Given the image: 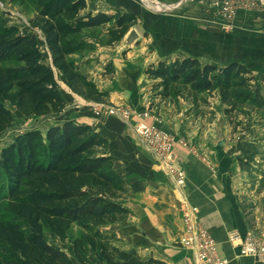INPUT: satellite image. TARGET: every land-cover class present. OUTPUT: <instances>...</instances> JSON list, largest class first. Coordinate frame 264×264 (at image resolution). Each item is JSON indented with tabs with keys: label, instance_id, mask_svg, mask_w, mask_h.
I'll use <instances>...</instances> for the list:
<instances>
[{
	"label": "trees",
	"instance_id": "trees-1",
	"mask_svg": "<svg viewBox=\"0 0 264 264\" xmlns=\"http://www.w3.org/2000/svg\"><path fill=\"white\" fill-rule=\"evenodd\" d=\"M35 1L25 32L0 17V136L13 124L5 102L43 117L64 110L55 71L73 93L106 103L108 92L80 73L70 58L92 47L79 38L85 31L109 25L104 34L114 44L137 21L130 12H85L86 0ZM38 33L50 65L42 61ZM144 72L155 81L152 88L162 100L181 98L199 106L207 103L202 95L215 92L232 132L245 108H264V89L254 84L252 70L242 63L217 66L195 57L159 59ZM100 75L112 79V62ZM125 195L108 141L90 125L63 121L44 133L31 128L15 135L0 151V264H95L90 253L98 256L117 240L104 228L130 214L120 202ZM73 227L80 231L76 236ZM45 230L67 242L72 257L50 244Z\"/></svg>",
	"mask_w": 264,
	"mask_h": 264
},
{
	"label": "crops",
	"instance_id": "crops-1",
	"mask_svg": "<svg viewBox=\"0 0 264 264\" xmlns=\"http://www.w3.org/2000/svg\"><path fill=\"white\" fill-rule=\"evenodd\" d=\"M86 1L85 12L109 13L111 7L117 6L111 0ZM125 1L122 6L132 10L129 3L134 4V0ZM181 11L186 13L179 17L165 14L148 18L143 29L149 31L150 37L135 27L142 40L128 52L84 38L93 46L80 58L76 55L77 60L73 58L78 71L109 96L106 103H96L69 92L63 96L64 121L88 124L107 139L114 170L125 182L126 195L120 202L130 212L104 228L117 240L98 256L90 253L95 264H195L192 253L179 244L182 197L198 208L200 223L217 240L219 255L227 264H264L256 258L240 256L226 241L232 230L244 233L254 229L264 236V187L260 186L264 155L259 146L245 140L238 143L237 132H231L215 92L211 94L214 102L199 106L181 98L177 102L162 100L152 88L155 81L144 72L147 65L169 58L175 51L168 62L185 57L201 59L197 51L201 10L183 6ZM208 29L203 43L212 56L214 29ZM152 38L161 43L154 44ZM44 52L49 57L45 43ZM49 62L50 65V57ZM109 62L114 66V75L112 79L102 78L100 74ZM255 85L261 89L264 76H257ZM116 106L130 110V119L124 121L112 113L111 108ZM137 113H147L144 121L174 136V164L186 178L181 194L165 167L137 143L133 134L140 121ZM250 204L252 210L248 209Z\"/></svg>",
	"mask_w": 264,
	"mask_h": 264
},
{
	"label": "rangeland",
	"instance_id": "rangeland-1",
	"mask_svg": "<svg viewBox=\"0 0 264 264\" xmlns=\"http://www.w3.org/2000/svg\"><path fill=\"white\" fill-rule=\"evenodd\" d=\"M111 1H114V5L117 4V6L111 7L109 13L113 11L133 13L137 18L134 26L137 27L141 31L140 33L145 37L151 36L148 30L143 29V24L148 21V18L151 19L158 15L164 16L165 14L179 17L181 14L184 15V13H186L181 11L183 6L198 7L201 10L199 14L200 40L197 45V51L201 57L200 61L203 63H213L217 66H223L232 61L245 64L252 70L255 76V84L257 76H264V0H243L242 3L237 5L235 14L230 18H226L221 14L219 2L223 0H134V4L129 3L132 6V10L130 11L128 10L129 8L122 6V0ZM150 2H157L159 8H156L155 5L153 6ZM35 7V0H0V17L7 20L9 24L19 27L22 32H25L26 28L29 26L28 21L35 14ZM107 26L109 25H105L104 29L85 31L79 38L92 39L98 44L114 46L120 49V42L114 44H109L107 42V38L104 34ZM208 28L214 29V36L208 33L209 36H213L214 41V54L212 56L206 51V44L203 43V40L207 38V32L210 30ZM167 31L171 33L172 30L167 28ZM38 40L41 46L40 50L43 54L42 61L48 64L50 63L49 57L47 53L44 52V43L39 33ZM141 40L142 38H140L138 42ZM152 41H154V44H156L157 41L158 45L161 43L158 40H154V38H152ZM89 44L91 43L89 42ZM174 53H176V51L170 53L168 56L169 58L162 59L169 61L171 55L173 56ZM80 56H82V53L78 54L79 58ZM206 56H210V58ZM78 57L73 56L70 59L75 58L77 60ZM55 77L59 90L62 95L66 97V95L71 92V89L65 84L64 79L56 71ZM261 87V89H264V85ZM202 96L207 103L214 102L211 94H204ZM5 106L9 108L12 113L13 124L0 136V151L1 148L8 144L13 137L19 133L31 128H38L44 133L52 124L61 123L65 120L63 112L56 117H43L22 113L8 102H5ZM243 112L244 115L238 118L240 125L235 131L237 132L238 143L239 140L240 142L245 140L247 144H256L264 155V108L261 110L245 108ZM227 124H229L228 121ZM230 128L232 129L231 126ZM230 138L233 137L231 136ZM247 138L248 140H246ZM258 159L261 160V158ZM260 186L264 187V178L261 180ZM248 208L252 210V204H250ZM252 231H254V229ZM79 232L80 231L76 227H73L72 235L76 236ZM44 233L50 244L61 248L72 257L71 246L67 242H59V240L47 230H45Z\"/></svg>",
	"mask_w": 264,
	"mask_h": 264
},
{
	"label": "built area",
	"instance_id": "built-area-1",
	"mask_svg": "<svg viewBox=\"0 0 264 264\" xmlns=\"http://www.w3.org/2000/svg\"><path fill=\"white\" fill-rule=\"evenodd\" d=\"M243 0H223L219 2L221 14L230 18L235 14L236 7ZM111 112L119 115L126 121L132 116V112L122 107H113ZM147 114V113H146ZM145 113H137L140 121L134 126L133 134L137 143L145 148L162 164L170 175L181 194L186 188L184 173L175 164L173 144L174 136L161 128L154 127L144 121ZM182 145L186 146L183 142ZM182 211V231L179 244L192 253L195 264H227L218 252V242L210 230L203 226L198 219V208L189 204L183 197L180 201ZM227 243L231 244L240 256L253 257L264 261V236L253 231L244 233L232 230L226 235Z\"/></svg>",
	"mask_w": 264,
	"mask_h": 264
},
{
	"label": "water",
	"instance_id": "water-1",
	"mask_svg": "<svg viewBox=\"0 0 264 264\" xmlns=\"http://www.w3.org/2000/svg\"><path fill=\"white\" fill-rule=\"evenodd\" d=\"M140 38V34L136 30L135 26H132L120 42V52L123 53L130 50L133 46L138 43Z\"/></svg>",
	"mask_w": 264,
	"mask_h": 264
},
{
	"label": "bare ground",
	"instance_id": "bare-ground-1",
	"mask_svg": "<svg viewBox=\"0 0 264 264\" xmlns=\"http://www.w3.org/2000/svg\"><path fill=\"white\" fill-rule=\"evenodd\" d=\"M147 1V0H146ZM148 3V2H147ZM153 6L155 5L156 8H159V5L157 4V2H150ZM150 5V4H149Z\"/></svg>",
	"mask_w": 264,
	"mask_h": 264
}]
</instances>
